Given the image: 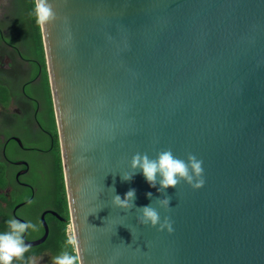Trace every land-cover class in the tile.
<instances>
[{
  "label": "water",
  "instance_id": "1",
  "mask_svg": "<svg viewBox=\"0 0 264 264\" xmlns=\"http://www.w3.org/2000/svg\"><path fill=\"white\" fill-rule=\"evenodd\" d=\"M51 2L41 30L84 264H264V0ZM169 148L203 161L205 185L169 187L166 212L159 183L122 177ZM130 189L174 232L113 205Z\"/></svg>",
  "mask_w": 264,
  "mask_h": 264
},
{
  "label": "flooded vegetation",
  "instance_id": "2",
  "mask_svg": "<svg viewBox=\"0 0 264 264\" xmlns=\"http://www.w3.org/2000/svg\"><path fill=\"white\" fill-rule=\"evenodd\" d=\"M28 1L0 0V172L3 177L0 233L7 231L6 222L10 218L29 222L20 211L49 188V172L56 169L59 157L63 169L42 30L34 21ZM39 33L41 41L38 42ZM20 197L23 199L19 200ZM66 200L70 218L68 198ZM62 208L54 202L37 215L36 222H32L36 230L28 229L24 233L25 243L44 237V213H47L45 221L49 236L45 243L29 251L47 244L51 236L50 224L65 222L60 214ZM47 251L51 250L47 249L38 256L31 255L29 264ZM23 261L14 260L13 264H22Z\"/></svg>",
  "mask_w": 264,
  "mask_h": 264
},
{
  "label": "clouds",
  "instance_id": "3",
  "mask_svg": "<svg viewBox=\"0 0 264 264\" xmlns=\"http://www.w3.org/2000/svg\"><path fill=\"white\" fill-rule=\"evenodd\" d=\"M31 14L41 27L57 19V12L51 0H34ZM130 167L132 172L123 176L122 179L130 181L137 171H142L151 187H156L159 183L158 191L165 195L163 199H157L156 203L166 212L171 211V197L166 194L169 187L177 188L181 183H187L194 190H199L205 185L203 161L192 153H189L184 160L174 156L170 148L159 151L156 158H150L147 153L137 152L131 159ZM135 195V189H130L124 198L114 195L112 203L126 211L135 207L139 213L137 219L140 225H150L160 232L167 230L169 234L174 232V222L170 216H164L161 220L158 209L152 204L136 207ZM147 196L151 198L152 193H147ZM6 224L7 231L0 233V264H13L14 260L23 261L25 253L31 248V245L26 244L23 239L24 233L28 229L35 231L36 225L30 221L25 223L15 218H10ZM65 235L66 239L61 245V252L52 258V264H84L83 256L79 254V234L72 220H69L66 225ZM69 248L72 251H69ZM29 260L31 261L32 258Z\"/></svg>",
  "mask_w": 264,
  "mask_h": 264
},
{
  "label": "trees",
  "instance_id": "4",
  "mask_svg": "<svg viewBox=\"0 0 264 264\" xmlns=\"http://www.w3.org/2000/svg\"><path fill=\"white\" fill-rule=\"evenodd\" d=\"M31 6H30V12H32L34 8V0H29ZM34 21H36L35 17L33 16ZM37 29L39 30V26L37 25ZM41 41L40 33L38 35V42ZM3 177L0 172V187L1 183L3 182ZM47 184L49 187H51L52 193L49 197L51 204L54 205V202L56 204H59V206H63L62 212L60 214L65 219V222L62 223L60 221H55V225L50 224L51 229V236L47 244L41 246L38 249H35L34 251H28L25 253V261H23L22 264H29V258L31 255L38 256L41 253H43L45 250L49 249L55 252H61V245L66 239L65 230L66 225L69 222V212L67 211V197H66V191H65V185H64V176H63V169L61 166V160L60 157L58 159V166L53 171L49 172L48 181ZM69 251H72L71 248H69Z\"/></svg>",
  "mask_w": 264,
  "mask_h": 264
},
{
  "label": "rangeland",
  "instance_id": "5",
  "mask_svg": "<svg viewBox=\"0 0 264 264\" xmlns=\"http://www.w3.org/2000/svg\"><path fill=\"white\" fill-rule=\"evenodd\" d=\"M51 193V187L47 188L42 195H38L35 202H33L30 206L23 208L20 211V215L28 219L30 222L35 223L37 215L39 216L41 211L52 206L51 201L49 199ZM23 198L20 197L19 200ZM51 251H47L41 257L35 258L31 264H52V258L59 254V252Z\"/></svg>",
  "mask_w": 264,
  "mask_h": 264
}]
</instances>
